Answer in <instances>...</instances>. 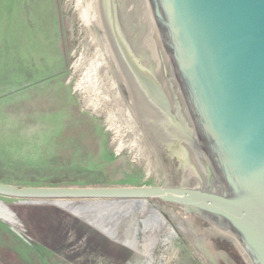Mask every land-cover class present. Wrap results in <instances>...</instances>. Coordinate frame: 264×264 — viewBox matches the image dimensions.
<instances>
[{"label": "water", "instance_id": "95a60500", "mask_svg": "<svg viewBox=\"0 0 264 264\" xmlns=\"http://www.w3.org/2000/svg\"><path fill=\"white\" fill-rule=\"evenodd\" d=\"M78 5L158 186L0 181V197L160 201L186 264H235L213 236L264 264V0Z\"/></svg>", "mask_w": 264, "mask_h": 264}, {"label": "rangeland", "instance_id": "374dc122", "mask_svg": "<svg viewBox=\"0 0 264 264\" xmlns=\"http://www.w3.org/2000/svg\"><path fill=\"white\" fill-rule=\"evenodd\" d=\"M0 181L158 186L78 0H0ZM0 201V264H186L160 201Z\"/></svg>", "mask_w": 264, "mask_h": 264}, {"label": "flooded vegetation", "instance_id": "af4514ba", "mask_svg": "<svg viewBox=\"0 0 264 264\" xmlns=\"http://www.w3.org/2000/svg\"><path fill=\"white\" fill-rule=\"evenodd\" d=\"M119 5V3H118ZM119 8H120V5H119ZM120 15H121V9H120ZM203 245L206 246L207 248H210L213 249V250H217V251H220V250H223L225 252H227L228 255L232 256L234 258V261L235 264H242L238 258L231 252V245L232 243L226 239H223L221 237H212L211 239H205L203 240ZM209 250V249H208Z\"/></svg>", "mask_w": 264, "mask_h": 264}, {"label": "bare ground", "instance_id": "6f19581e", "mask_svg": "<svg viewBox=\"0 0 264 264\" xmlns=\"http://www.w3.org/2000/svg\"><path fill=\"white\" fill-rule=\"evenodd\" d=\"M88 73V72H87ZM88 80V79H87ZM92 88V87H91ZM58 200H60V199H58Z\"/></svg>", "mask_w": 264, "mask_h": 264}]
</instances>
